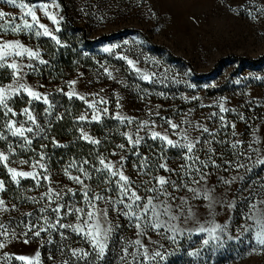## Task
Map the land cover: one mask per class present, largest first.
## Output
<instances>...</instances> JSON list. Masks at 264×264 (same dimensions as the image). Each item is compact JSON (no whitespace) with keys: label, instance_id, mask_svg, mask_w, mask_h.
<instances>
[{"label":"rangeland","instance_id":"374dc122","mask_svg":"<svg viewBox=\"0 0 264 264\" xmlns=\"http://www.w3.org/2000/svg\"><path fill=\"white\" fill-rule=\"evenodd\" d=\"M21 3L33 9L36 21L28 8L18 6ZM65 4L67 8L58 0H16V5L0 0V11L6 13L0 19V45L18 42L38 53L29 57L27 53L16 55L17 49L0 51L4 55L0 88L6 90L7 104H0V111H4L2 119H6L13 154L5 155L8 160L3 162L7 168L35 172L38 177L46 173L39 167L45 165V159H36L34 153L48 120L37 114L35 106L57 109L55 93L61 92L83 104L77 121L85 142L102 144L92 131L98 124L119 131L126 140L113 144L116 149L102 157L106 163L119 167L123 160L125 175L142 190L155 186V178L160 176L176 184L175 188L165 185L171 195L160 197L167 199L177 217L174 221L162 217L175 231L146 228L140 235L134 219L98 202L99 207H108L113 228L103 258L90 239L71 230L74 250L81 245L82 250L58 261L49 239L50 228L34 236L39 230L38 217L31 213L34 217L21 223L3 191L0 199L7 210H0V223L8 229L9 242L0 249V257L7 254L13 259L0 260V264H22L14 258L17 256L35 261L37 254L38 264H71L73 258L78 259L76 264H166L186 253L197 257L198 264H264V245L256 239L257 233L264 234V59L260 63L235 59L219 63L234 55L264 56V0H65ZM71 23L83 31L75 30ZM39 25L50 35H35L44 31ZM152 45L169 49L189 66L174 62ZM61 57L72 59V73L56 74ZM12 63L17 69L10 67ZM191 69L207 75L196 77ZM144 74L148 80L142 78ZM19 83L41 98L29 96L26 90L14 91ZM17 96L30 98L33 107L13 110L10 102ZM169 121L178 127L173 129ZM9 124L33 131H25L24 137L13 135ZM201 126L209 131L204 132ZM153 132L166 134L178 144L185 143L182 134L186 133L195 143L193 153L153 139ZM137 138L139 144H135ZM17 149L33 155L22 156ZM189 155L199 157L207 167L199 161L193 165L186 159ZM160 164L173 171H165ZM100 167L102 176L103 165ZM197 168L200 172L194 171ZM103 191L99 193L103 195ZM106 194L116 197L114 192ZM66 219L76 216L67 215L61 221ZM29 225L34 226L32 231H28ZM201 227L206 231H199ZM208 230H213L211 236ZM136 240L143 247L136 245ZM204 240L209 243L205 245ZM156 252L161 255L155 256Z\"/></svg>","mask_w":264,"mask_h":264},{"label":"trees","instance_id":"16d2710c","mask_svg":"<svg viewBox=\"0 0 264 264\" xmlns=\"http://www.w3.org/2000/svg\"><path fill=\"white\" fill-rule=\"evenodd\" d=\"M58 1L64 6V8H67L65 0ZM66 20L70 23V20ZM70 26L75 30L83 31L78 26L74 27L73 23H71ZM135 32L140 33L139 31ZM152 47L159 52L164 51L174 62L179 61L189 66L187 62L181 57L174 55L169 49L155 45H152ZM234 59L248 63H260L263 61L264 56L259 59H252L250 57L246 58L234 55L221 59L219 63ZM59 61L58 70L55 71L57 75H65L68 71L70 73L74 71L75 67L74 64H72V59L70 60V58L61 57ZM218 65L219 64H217L216 68ZM191 72L196 77H205L207 75H198L193 69H191ZM55 94L57 97L55 98L57 109H50V107L47 108V106H43L42 104L35 106V111H38L37 114L39 113V115L44 116L45 119L48 120L41 136V140L39 141L41 145H38V148H36V154L34 153L36 159H45L47 172L39 177L38 182L34 179L22 180L17 185L11 180V176L7 171V167H5V163L0 161V179L5 182V198H7L9 205L17 210L16 213H19L17 219L21 223L25 224L30 218L34 217L33 215L37 216L38 229L45 226V220L43 217L47 216L50 220L57 216L56 213L51 212V209L56 207L57 204L74 203L76 207L84 208L85 211L89 209L84 203L82 186L75 183L70 177L80 176L90 190L89 195H91L92 192L99 193L103 190V195H108L105 192V188L108 185L101 182V174H99V168L101 167L99 161L105 154H110L111 149H116L113 144H117L118 142L127 143L124 137L119 134V131L117 132L109 127L106 129L104 128V125L101 124L94 125L92 131L100 138L102 144L95 146L91 143L88 144L85 142L80 137V123L77 121L79 115L84 110L83 104L74 99H69L67 95L61 92ZM29 102L30 98L27 96H17L10 102V106L13 110H21L22 108L27 107L32 108L33 106H29ZM3 116L4 111H0V153L13 157L8 142V134L6 135L7 125L4 123L6 119H2ZM60 144H65V146L58 147ZM17 150L22 156H29V154L30 156L33 155L31 152L26 154V152L29 151H23L25 149ZM85 161H87V163H84ZM72 165H75V167ZM80 167L88 171L89 176L91 177L90 179L85 178L83 173L77 170ZM45 175L49 176V180L43 178ZM104 180H106V178H104ZM50 189L54 192L60 193L61 198L57 200L54 196L53 199L55 202H49L47 197L41 199V197H43ZM69 189L75 191L77 195L73 197L68 191ZM42 208H47L48 211L41 212L40 210ZM27 212H30L33 215H28L29 213ZM17 214L15 216H17ZM62 214L63 211L60 215L62 216ZM76 222L77 219H66L65 221H61L63 224H71L72 226H75ZM71 230V227L60 228L58 225L54 228H50L52 234L49 239L51 241V247L56 251L58 261H63L68 255L73 257L74 254L77 255L79 251L82 250V245L79 246L78 250H74L76 246L74 245V241L71 240ZM77 260L73 258L71 264H76ZM166 264H198V259L197 257L190 256L186 253L180 257L169 259Z\"/></svg>","mask_w":264,"mask_h":264},{"label":"snow or ice","instance_id":"6c2138e0","mask_svg":"<svg viewBox=\"0 0 264 264\" xmlns=\"http://www.w3.org/2000/svg\"><path fill=\"white\" fill-rule=\"evenodd\" d=\"M4 3L13 4L16 5V0H3ZM20 8H28L27 5L21 3L18 5ZM28 14L31 15L32 19L34 21L37 20V17L35 15V12L32 8H28ZM6 13L3 11H0V19H3L5 17ZM53 19L54 22H56L55 17H50ZM25 26L29 29L32 28V25L29 24L27 21H25ZM40 28H43V33L36 31L35 35L39 36L41 34L47 36L50 35L49 30L44 25H39ZM16 30H19L18 28ZM57 31L59 29L57 28ZM53 40H56V43L59 44L60 41L55 37L52 36ZM7 49H17L16 55H21L22 53H27L29 57L37 56L38 53L32 52L26 48L23 47V45L17 43H5L3 45H0V51L7 50ZM107 51V49H105ZM4 59V55L0 54V60ZM41 63H45V61L41 60ZM127 63L129 65H133L132 60H128ZM3 64H0V67H3ZM11 68L14 70L17 69V65L15 63H12L10 65ZM109 76H111V73H109ZM143 79L148 80L149 77L147 74H144ZM19 90H26L28 92L29 96L35 97L36 99H40V95L31 89L27 88L26 85L23 83H19L17 87L14 89V91ZM6 90L3 88H0V104H2L4 107H7V104L5 102L6 96H5ZM44 102L47 103V97H44ZM90 107H94V105H89ZM223 107H221V111H224ZM8 112H12L11 108L7 109ZM106 111V110H105ZM28 110L25 109V113H27ZM29 120H33V117L29 115ZM119 119L123 120V117H118ZM81 119H84V117H81ZM93 119H98L97 116H93ZM171 124V122L169 121ZM9 129L12 130L13 135H19L20 137H24L25 131L32 132V128L25 129L24 127L16 128L13 124L8 125ZM171 127L173 129L177 128L178 126L176 124H171ZM204 132H208L209 129L206 127L201 126ZM234 127V126H233ZM87 138V137H86ZM152 138L156 139L159 138L162 141H166L169 146L172 147H182L187 149V153L192 154L193 150L195 148V143L188 139V136L186 133L182 134V138L185 140L184 144H178L174 143L171 139L167 138V135H161L158 132L152 133ZM129 141H132V138L129 137ZM27 143H31L30 140L26 141ZM198 142V141H197ZM91 143L98 144L99 141L97 140H91ZM140 139L137 138L135 140V144H139ZM121 148H123V145H120ZM235 147V145H233ZM186 159H191L192 164L194 165L197 161H199V157L189 155L186 157ZM8 157L5 156L3 153H0V161H7ZM84 163H87L85 161ZM99 163L103 165L104 173L101 176V182L106 183L108 186L105 188L106 193H115L116 198L113 199L110 195H101L99 193L92 192L91 195H89V188L87 185H85L84 180L81 179L80 176L70 177L75 183L79 184L83 188V199L84 203L88 206L90 210L85 211L84 208H78L75 206V204H57L56 207L51 209V212L56 213L57 218L55 221H49V218L47 216L43 217L45 220V226L41 227L39 230L35 231L33 233L34 236H39L41 231L47 230V228H54L57 225L60 228L65 227H71L73 231L77 233H82L85 238L90 239L92 242L93 248H95L98 251L99 258H103L105 249L107 247V242L109 239L110 234L113 231L111 222L108 221V207H111L113 211L115 212H122L123 215L127 216L130 220H135V227L140 230L139 234L144 235V229L146 228H153V229H160L161 227H166L170 231H175V226L168 223L166 220L162 219V217H167L169 221H174L177 219L175 215L172 214L171 205L168 204L167 199L160 200L161 196L169 197L171 194L168 192V189L165 187V185H170V187L175 188V183H170L168 179H166L163 176H160L156 179V185L153 187H148L145 189H141V186L136 183V181L132 180L130 176L125 175L123 169V160L120 161L119 167L116 165H113L112 163H106L104 158H101ZM202 167H207V165L203 161H199ZM75 167V165H72ZM5 167H7V164H5ZM35 167V166H34ZM40 168L45 169V172H47V169L44 164L39 165ZM160 168H163L165 171L171 172L173 169L167 168L166 164H160ZM79 172L83 173L85 178H91L89 176V173L86 169L80 167L77 169ZM8 173L11 175V180L14 181L17 185L20 183L19 178H28L31 177L34 180L39 181L38 174L35 172H25V171H17L14 168H7ZM67 171V170H66ZM196 172H200V169H194ZM104 175H107L109 178L107 180H104ZM45 180H49V176L45 175L43 177ZM200 179H204V175L201 174ZM5 182L3 180H0V192L5 191ZM73 197L77 195L75 191L72 189L68 190ZM153 193V195H146L145 193ZM58 200L60 199V193L54 192L53 190H49L44 194L41 199L44 197H47L49 202H55L53 197ZM98 202H102L104 205H107L108 207H99ZM255 207V206H254ZM0 210L6 211L5 208V201L3 199H0ZM41 212L48 211L47 208H42L40 210ZM63 211V216H61V212ZM73 214L76 215L77 220H82V223H78L75 226H72L71 224H63L61 223V220L64 219L65 216ZM28 215H31L29 213ZM33 225L28 226V231H32ZM199 231L203 232L206 231L203 227L199 229ZM209 235L211 236V233L213 230H208ZM13 237H15V232L11 233ZM23 235H27V233H23ZM0 237H4V239L0 240V249L5 248L8 241V229L5 225L0 223ZM175 237H173L174 239ZM215 238V237H213ZM257 242L261 245H264V234L257 233L256 236ZM25 243L28 242V240L24 241ZM136 245H141L140 240H136L134 242ZM209 243L208 240H204V244L207 245ZM85 256L88 255V253H84ZM161 254L159 252L155 253V256H160ZM17 260H20L22 264H38V254L35 258V261L33 259H30L28 257L23 256H17L14 257ZM155 258V257H153ZM13 259L12 256H9L5 254L4 257H0V260H11Z\"/></svg>","mask_w":264,"mask_h":264}]
</instances>
